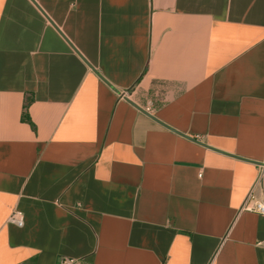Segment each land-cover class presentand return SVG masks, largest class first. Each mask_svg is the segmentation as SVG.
Instances as JSON below:
<instances>
[{"label": "crops", "instance_id": "crops-1", "mask_svg": "<svg viewBox=\"0 0 264 264\" xmlns=\"http://www.w3.org/2000/svg\"><path fill=\"white\" fill-rule=\"evenodd\" d=\"M251 190L264 0H0V264H264Z\"/></svg>", "mask_w": 264, "mask_h": 264}, {"label": "built area", "instance_id": "built-area-1", "mask_svg": "<svg viewBox=\"0 0 264 264\" xmlns=\"http://www.w3.org/2000/svg\"><path fill=\"white\" fill-rule=\"evenodd\" d=\"M155 94L157 95L156 97L160 96L158 90L155 92ZM241 210L242 211H254L259 214L264 215V203L262 201L257 200L251 190L249 194L247 195V197L245 198V200L243 201ZM9 222H12L20 227L23 226L24 224L23 212L21 210L14 209L9 217ZM261 244L264 245V242H261ZM79 263H80V260L76 258L69 257V256H63L59 260L58 264H79ZM18 264H29V263L21 262Z\"/></svg>", "mask_w": 264, "mask_h": 264}, {"label": "water", "instance_id": "water-1", "mask_svg": "<svg viewBox=\"0 0 264 264\" xmlns=\"http://www.w3.org/2000/svg\"><path fill=\"white\" fill-rule=\"evenodd\" d=\"M89 66H90L95 72H97L93 66H91L90 64H89ZM102 79L104 80L103 77H102ZM111 87H112V86H111ZM125 98L127 99L128 102L132 103V104L135 105L137 108H139L141 111H143V112H145L146 114L149 115V113H148L144 108H142V107L139 106L138 104L134 103V102H133L131 99H129L128 97H125ZM191 139L196 140V138H191Z\"/></svg>", "mask_w": 264, "mask_h": 264}, {"label": "trees", "instance_id": "trees-1", "mask_svg": "<svg viewBox=\"0 0 264 264\" xmlns=\"http://www.w3.org/2000/svg\"><path fill=\"white\" fill-rule=\"evenodd\" d=\"M27 107H28V105L25 104V106H24V108H25L24 113H25V114L27 113ZM79 264H87V263H85V262H80Z\"/></svg>", "mask_w": 264, "mask_h": 264}]
</instances>
